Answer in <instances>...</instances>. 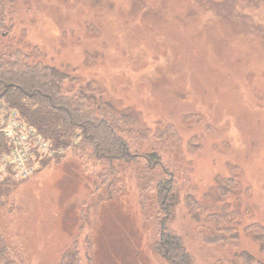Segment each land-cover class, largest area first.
<instances>
[{
  "label": "rangeland",
  "instance_id": "1",
  "mask_svg": "<svg viewBox=\"0 0 264 264\" xmlns=\"http://www.w3.org/2000/svg\"><path fill=\"white\" fill-rule=\"evenodd\" d=\"M0 42L97 80L138 127L171 122L170 135L147 130L134 144L172 173L164 225L194 264H240L244 249L264 264V0H2ZM81 163L50 160L1 197L0 224L27 264H56L73 242L89 264H171L157 245L161 172L133 163L115 191L94 188ZM219 211L232 219L204 220ZM226 222L221 246L210 232Z\"/></svg>",
  "mask_w": 264,
  "mask_h": 264
},
{
  "label": "trees",
  "instance_id": "2",
  "mask_svg": "<svg viewBox=\"0 0 264 264\" xmlns=\"http://www.w3.org/2000/svg\"><path fill=\"white\" fill-rule=\"evenodd\" d=\"M34 49L25 51L21 46L14 48L10 43L0 42V100L16 110L27 124L52 144L54 153L39 160L36 173L39 167L48 164L50 160L62 159L71 153L73 158H77L88 169L94 188L107 186L111 190L119 183L115 187L116 191L121 185L117 178L129 170L133 163H143L141 168L145 167L147 173L159 170L161 173L155 174V185L163 218L157 245L171 264H194L181 237L170 232L164 225L177 202L171 171L166 170L158 152H151L142 145L134 146L138 136L147 130L151 132L150 127H138L137 123L141 122L139 113L131 108L119 107L110 96L106 97L103 84L93 79H82L78 69L70 71L45 61V55L36 47ZM68 82L69 87L66 86ZM76 84L79 87H75ZM160 128L162 132L154 130L151 133L155 135L157 132L162 136L174 131L171 122L170 126L165 123ZM172 135L175 136L176 132ZM36 173L26 179L33 178ZM15 181L16 177L10 174L0 181L1 206L4 205L1 197L15 185ZM194 205V216L201 221L203 208L198 203ZM232 215L230 211H219L207 214L204 220L214 218L221 223L225 219L231 220ZM226 223L218 227V231L214 228L210 232L211 240L221 246L230 243L228 232L234 230L233 226ZM10 237L0 224V264H27L26 255ZM261 248L264 249V245ZM238 253L240 264H257L258 259L252 251L244 249ZM87 260L88 256L81 255L77 244L73 242L60 254L56 264H89Z\"/></svg>",
  "mask_w": 264,
  "mask_h": 264
},
{
  "label": "built area",
  "instance_id": "3",
  "mask_svg": "<svg viewBox=\"0 0 264 264\" xmlns=\"http://www.w3.org/2000/svg\"><path fill=\"white\" fill-rule=\"evenodd\" d=\"M53 153L48 139L16 110L0 103V181L9 174L19 179L33 176L39 160Z\"/></svg>",
  "mask_w": 264,
  "mask_h": 264
},
{
  "label": "flooded vegetation",
  "instance_id": "4",
  "mask_svg": "<svg viewBox=\"0 0 264 264\" xmlns=\"http://www.w3.org/2000/svg\"><path fill=\"white\" fill-rule=\"evenodd\" d=\"M7 35V33L6 32H4V36H6Z\"/></svg>",
  "mask_w": 264,
  "mask_h": 264
}]
</instances>
